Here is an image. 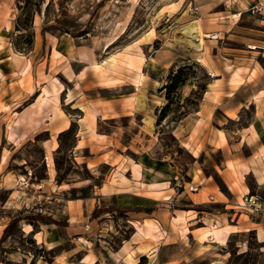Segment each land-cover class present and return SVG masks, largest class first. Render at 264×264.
Listing matches in <instances>:
<instances>
[{
    "label": "rangeland",
    "instance_id": "1",
    "mask_svg": "<svg viewBox=\"0 0 264 264\" xmlns=\"http://www.w3.org/2000/svg\"><path fill=\"white\" fill-rule=\"evenodd\" d=\"M252 3L0 0V264H128L120 245L143 240L135 222L150 218L159 223L155 250L137 264H264V188L251 175L246 190L230 167L226 218L191 199L207 173L227 194L213 164L240 148L238 130L264 108V98L252 99L264 85V13ZM194 19L216 37L183 35ZM125 51L141 55L140 66L105 62ZM130 184L158 198L155 211L119 207L112 192ZM175 209L186 218L180 224ZM208 223L239 230L217 247L193 231Z\"/></svg>",
    "mask_w": 264,
    "mask_h": 264
},
{
    "label": "crops",
    "instance_id": "2",
    "mask_svg": "<svg viewBox=\"0 0 264 264\" xmlns=\"http://www.w3.org/2000/svg\"><path fill=\"white\" fill-rule=\"evenodd\" d=\"M214 33V32H213ZM212 33V34H213ZM219 79V78H218ZM237 88V87H236ZM235 94V93H234ZM230 95L231 94L230 92ZM254 96L252 99H256L259 101V98H264V85H261L256 92L253 94ZM253 100V104L256 103V101ZM257 108V107H256ZM260 112L256 111L254 107V117L251 119V121L248 123L247 127L245 128V132H242L241 130H238V138H239V149L236 151L229 150L226 152L224 150L223 158L221 159V162H215L213 164V171L215 173H218V175L221 177V179L224 181L226 187L229 189L227 194L223 193L220 190V187L216 182H213L212 176L207 174L203 175V178L200 180V187H198L197 191L192 192V201L193 205H196L200 210L202 211L203 206H213L212 208L215 210V215H220V219L222 217H225V214H228V211H232V206L234 201V191L232 189V186L229 184L231 181L232 174H231V168H236L238 172L241 174V178L239 179V183L242 182L245 183V187L248 185L246 184V176H250L253 178V184L258 187L264 188V178L259 179L258 177L261 175V177H264V108L259 109ZM225 117V116H224ZM230 119H234L233 116H228ZM225 117V118H227ZM244 133V134H242ZM216 134V137H219V135ZM250 138V142L247 141V138ZM229 140H226V144L222 143V145L218 146L224 149V147H229ZM224 144V145H223ZM245 145H250L251 151L249 155H244L241 152V147ZM194 156H197V154H194ZM253 161V162H252ZM261 162V166H259V163ZM232 163V164H231ZM135 165L138 164L134 163ZM256 165L254 168L253 166ZM247 167V168H246ZM139 175L140 171L138 169ZM52 174L49 175V178ZM228 176L230 179H228ZM139 180V179H138ZM235 184H238L237 181H235ZM129 188H123L122 190L112 192L113 195H115L118 198V205L121 209H124V212H133L136 216H141L143 213H151L156 210V207L158 204V198H154L152 196H147L142 194V192L138 191V186L136 184H130ZM246 187V190L248 188ZM140 190V189H139ZM203 193H206V195H211L212 200H207L203 198ZM243 193V192H242ZM83 200L80 201L79 205H83ZM155 204V205H154ZM78 204H76L77 206ZM81 205V206H82ZM179 209H175L176 214L173 215L172 219L174 222H178L180 224L181 221H184L186 218L184 215L179 214ZM192 209H189L187 211H190ZM186 212V210H185ZM218 212V213H217ZM232 214V212H231ZM193 216H190L189 218H192ZM226 218V217H225ZM146 221H151L150 219H145V222L141 224H137L135 222V228L144 236L143 240L139 239H133V236L130 239H126L124 242L121 243L120 249H119V257L120 259H126L128 264H137L139 260V256L144 254L152 253L155 248L154 241L158 239V235L155 233L156 231H159L158 224H155L154 222L149 224ZM255 224H258L256 222H252ZM215 225L214 223H208L207 225H199L196 226L193 231H195V234L198 238V241L201 243H204L206 241L215 243V246L217 247H224L227 244V241L229 240V236L232 232L239 230L238 226L235 224L230 223H217L216 229L218 230V236L217 238L212 236L210 232H204L206 229L210 228L211 225ZM262 227L261 230H264V224L259 223ZM29 225V224H27ZM30 226V225H29ZM31 227V226H30ZM258 226H251V228L246 229H254L257 233ZM26 231V230H25ZM190 231L189 227L184 225V233H188ZM27 232V231H26ZM261 232L259 231L260 235ZM259 235V236H260ZM260 241H264V238H262ZM147 243V244H146ZM142 245H148L147 251L142 252L140 251V247ZM142 252V254H141ZM149 252V253H148ZM130 256V257H128ZM112 259L117 258V254L113 253L110 256ZM152 258V255H151ZM124 261V260H123ZM218 262L217 260L213 259L210 260L208 264L211 262ZM94 262H91L93 264Z\"/></svg>",
    "mask_w": 264,
    "mask_h": 264
},
{
    "label": "bare ground",
    "instance_id": "3",
    "mask_svg": "<svg viewBox=\"0 0 264 264\" xmlns=\"http://www.w3.org/2000/svg\"><path fill=\"white\" fill-rule=\"evenodd\" d=\"M230 17L231 18H235V19L239 18V13L231 14ZM180 31H181V33L183 35H185V36H187L189 38H194L195 35H196L197 37H195V38H197V40H198V41L196 40L197 43H199L202 39H204V37L212 36V33H208V32L202 31L201 26L198 23L197 19H194V20L188 22L187 24L181 25ZM142 58L143 57L141 55L137 54V53H131L129 51H125V52H116V53L111 54L110 58L105 60V62H107L108 64L113 65V66L116 63H119V62H124L125 64L130 65V66H133L136 63H139V66H140ZM101 65L102 64H98L97 67H102ZM139 66H137V67L139 68ZM98 69H100V68H98ZM137 74H138V72H137ZM141 76L142 75L139 74V77H137V79L135 80L136 85H139L141 83ZM56 98H58V97L56 96ZM57 108H58V114L60 115V117L63 120V122H62L63 126H64V128H66L68 126L69 120L65 116L64 112L62 111V109H60L59 107H57ZM145 122L148 125V127L151 129L152 128V120L149 118V119H146ZM258 178L261 179V178H264V177H261V175H260ZM166 198H168V197H166ZM25 228H26L27 232H30L31 227L29 225H27V227H25ZM204 232H207V233L210 232L216 238L218 236V230L216 229L215 225H211V227L206 229ZM147 248H148V245H142L140 247V251L146 252ZM128 257H130V256H128Z\"/></svg>",
    "mask_w": 264,
    "mask_h": 264
},
{
    "label": "built area",
    "instance_id": "4",
    "mask_svg": "<svg viewBox=\"0 0 264 264\" xmlns=\"http://www.w3.org/2000/svg\"><path fill=\"white\" fill-rule=\"evenodd\" d=\"M253 11L258 12V13H264V0H253V3L251 5ZM216 33L212 34V38L216 37ZM244 202L247 203L249 206L252 208L256 209L260 206L259 201L253 196V195H244Z\"/></svg>",
    "mask_w": 264,
    "mask_h": 264
}]
</instances>
